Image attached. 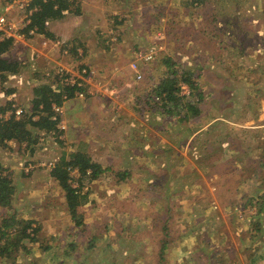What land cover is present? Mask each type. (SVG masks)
Segmentation results:
<instances>
[{
    "label": "crops",
    "instance_id": "1",
    "mask_svg": "<svg viewBox=\"0 0 264 264\" xmlns=\"http://www.w3.org/2000/svg\"><path fill=\"white\" fill-rule=\"evenodd\" d=\"M127 1L119 0V6H117L118 1L116 0H77L78 7H72L73 10L78 11L77 13L73 11L65 12L61 18L50 20L47 23V29L52 35L60 36L62 40L75 38L76 42L82 43L81 46L85 51H83L84 55H86L84 61L89 66L99 67L100 70H105L102 71L103 73L112 74L117 63L112 62L108 57L111 56L113 51L117 53L121 48L118 46L113 49L117 45L110 47L108 42L104 43L101 37L109 36V34H103L107 27V25L103 27L105 20L103 17L94 19L91 15L95 17L94 11L101 10L105 12L107 10L106 13H110L115 9L114 14L120 13L115 15L123 18V22H126V14H124L123 9ZM132 1L140 3L142 0ZM147 1H150L153 7L155 6L157 13V6L153 4L154 1ZM147 1L138 4L139 9L145 4L148 5ZM190 1L185 0L184 5H182L185 25L179 26L178 22H174V26L170 30L168 53L175 55L181 48L183 53L188 54L191 63L193 61L194 66H198L200 70V73H196L198 76L195 75L197 76L195 84L199 88L196 94L198 98H201L199 99L201 102L199 105H194L192 110L189 109L192 112L194 111L192 116L194 120L200 122L201 126L199 125L198 129H189L190 120L183 123L181 127L170 125L176 123L175 120L161 123L157 119L159 110L154 107L141 112L140 106L146 104L143 95L144 86L132 77L127 79L122 77L112 78L114 80L113 89L100 94L98 97L97 95H87L85 98L71 96L62 101V114L58 118L64 128L61 129L57 137L59 139L57 141L59 148L57 149L66 150L67 155L73 153L85 154L91 162L98 164L100 169H103L92 179L91 186L95 190L93 188L86 189L84 199L86 196L90 197L91 194L95 195L96 190L98 196L102 195L104 191L110 190L113 182L111 181L113 180L112 177L117 175L120 182L124 180L133 181L134 185L126 187L128 189L126 191L129 192L131 189L141 190V183H145L150 175L164 178L162 174L169 173V176L163 180L179 184L180 180H177L176 166L174 165L176 156H178L176 152L181 151L180 148H185L190 143L189 149L187 147L184 154L179 152L187 156V153L193 148L191 142L195 136L202 137L199 140H202V147L204 148L209 138V132L211 137L216 136V139L218 138L220 144L227 141L222 149L229 152V156L238 155L236 153L237 148L243 144L247 145V148L243 149L246 150V158L250 159L252 164L256 163L255 167L259 166L261 168L257 172L264 176V55L256 54L253 58L256 44L261 39V36L257 34L259 30H264V0ZM0 3L4 4L3 1ZM1 10H4L3 7ZM140 13L141 15L137 18V21L130 25V28L137 31L144 28L142 22L145 19L142 17L144 10L141 9ZM156 16L158 15L153 13L154 22L158 23V18L155 19ZM121 23L122 20L118 23V26ZM126 26L129 27L125 23L120 28L115 29L118 30L117 33L120 32L122 35L121 29L122 27L126 28ZM41 47L38 37H34L28 39L26 47L19 50L17 54L13 51L14 48H10L6 53V56L19 61L21 67L16 73L5 74V80L0 87V107L12 102L17 107L26 109L33 96L34 86L44 83L51 85L45 73L49 70L51 72L54 68L55 61L58 59L57 54L54 55L56 50L48 45L44 48L45 56H40L38 59L28 58V55L33 53L34 48L41 49ZM193 52L198 54V58H194ZM21 56L22 59L20 60ZM213 65L216 73L212 67ZM209 68L213 72L204 73ZM220 69L226 70L221 73V76L217 72ZM209 73H215L217 79L211 80ZM239 76L240 78L233 81L234 78ZM219 78L228 81L218 85ZM232 81L235 83H230ZM241 81L242 83H240ZM123 87H129L130 89ZM134 98L136 103L133 102ZM228 99L232 102L231 105L224 106L225 101ZM241 118L244 119L243 122H239ZM260 121L263 122L260 123L262 125L260 127L263 128H256L255 126L258 125L254 122ZM245 122L246 125L253 126L250 128L243 127L242 123ZM178 124L180 125V123ZM178 128H183V130H178ZM33 131L38 133V138L27 144L9 140L6 145L7 149L0 145V164H3L2 166L9 165L12 168H10L11 171L9 170L12 181L18 178V182L24 184L23 187L15 185L16 196L13 204L16 213L25 215L23 210L28 209L27 213L40 214L39 217H35V221L39 222L40 231H47L49 227H53V219L48 215L53 214L55 216L58 209L55 205L56 200L52 199L54 194L49 191V187H43L42 184L45 183L49 186L52 183L54 184V177L51 175L50 170L36 169L29 172L22 171V174H19L18 169L13 168L14 166L18 168L27 159H36L48 156L47 153H51L49 148H52L53 145L47 147L45 140L49 136L48 134H53L36 129ZM182 132H187L184 138L181 137ZM261 134H263V138L258 139L259 141L252 140L248 142L247 137L251 136L257 139ZM65 145L68 146L67 149ZM262 149L263 152L260 153ZM64 150H62L61 157H65ZM244 158L243 163L245 164ZM248 177L250 176L247 175L244 180L246 181ZM204 181H206L205 178ZM252 181L253 177L251 176L250 182ZM129 184L126 183V185ZM43 188L46 189L43 190ZM241 191L248 194V190L245 188H241ZM39 192L44 194L43 197L38 194ZM167 192V195H169V189H167ZM172 193L175 192L172 190ZM60 195H62L61 192ZM234 197L236 199V196ZM166 199L169 200L170 196H166ZM86 205H89L88 201H85L84 206ZM92 225L96 228V224L92 222L90 226ZM69 227L71 229L69 232L76 235L77 231L74 227ZM128 228L130 230H127ZM132 228L131 223L114 224L111 229L116 234L108 238L109 252L113 251L110 249H113L112 245L117 243V239L122 241L125 238L137 239L136 232H133ZM97 231H94L93 236L90 237L91 241L98 242L100 240ZM186 231H183V233ZM62 232H65L64 227H57L53 233H49V236L62 246L58 249L56 257L60 259L59 264H75L72 263L73 260H76L74 251L69 250V252H66L68 249L65 247L70 246L73 249L76 244H73L74 240L72 238L69 240L66 236L68 234ZM50 234L56 235L52 236ZM154 237L159 239L160 236L156 233L151 239H154ZM157 239L156 242H158ZM88 241L87 245L95 248V244L91 243V245ZM29 243L26 245V242H24V247H28ZM67 257H69V262H67Z\"/></svg>",
    "mask_w": 264,
    "mask_h": 264
},
{
    "label": "rangeland",
    "instance_id": "2",
    "mask_svg": "<svg viewBox=\"0 0 264 264\" xmlns=\"http://www.w3.org/2000/svg\"><path fill=\"white\" fill-rule=\"evenodd\" d=\"M1 1L4 2V0H0V2ZM21 1L22 4L15 3L8 9H6L5 2L4 4L0 3V12L2 11L20 31L23 28L22 24H24L27 19V6L25 3H28L29 0ZM116 1H118L117 6H119V0ZM146 1L147 0H142L141 2L144 3ZM141 2L136 3L132 0L126 2L125 8L123 9L124 14H126V22H123V18L115 15L120 13L114 14L115 9H111L112 11H110V13H106L107 10L105 12L98 10L93 12L95 17L91 15L94 19L103 17L105 20L103 22V27L106 25L107 27L103 31V34H109V36L101 37L104 43L108 42L110 47L117 45L114 46L113 49L118 46L121 48L117 53L113 51L111 56L108 57L112 62L117 63L112 74L103 73L105 70H100L101 68L98 66V68L89 66L84 61L86 55H84L85 51L83 47H81V57L76 55V48H74V45L77 42L75 38L62 40L60 36L56 37L55 34L45 36L36 32V34L33 35L26 34L24 41L18 42L17 44L12 42L11 48H14L13 51L17 54L19 50L26 47L28 39L30 40L34 37H38L42 45L41 49L34 48L32 51L33 53L28 55L29 59H38L40 56H45L46 52L44 53V48L51 45L52 48L56 50L54 55L56 56L57 54L58 59L56 60L57 62L55 61L52 71H47L45 75L51 82L49 86L54 89H56V87L53 84L55 83L53 70L60 65H64L68 69L72 68L71 65L77 64H81V66L89 69L92 68L94 72L90 75L93 79L90 81V84L85 85V92L88 93L87 95H97V97L113 89L114 80L112 78L122 77L127 79L128 77H132L136 82L140 81L145 88L144 96L146 104L143 106L141 105V108L146 109L154 106L155 109L159 110L157 119H159L161 123L175 120L176 123H171L170 125L181 127L183 123H187L188 120H190L191 125L189 129H198L201 126L200 122L196 119L194 120L192 116L193 112L191 111L194 105H199L201 102V100H199L201 98H198L196 94V91H199L197 85L191 88L184 81L178 82L179 89L177 94L180 99L176 100L178 102L176 104L179 105V107L173 108V113H171V111L166 113L165 108L159 107V105H156L157 102H152L150 100V96L147 98V94L154 88V84L162 80L165 74L166 68L162 66V56L164 55L170 57L175 63L174 68L183 66L188 69L192 74V79L197 78V72L200 73L198 66H194L193 61L191 63V60L188 59L190 57L188 54L183 53L181 48L175 55L168 53V38L170 37V30L173 28L174 22H178L179 26L185 25L182 6L185 0H154L153 4L157 6V13L155 6L153 7L150 1H147L148 5L145 4L139 9L138 4H141ZM2 7L4 10H1ZM141 9L144 10L142 15V17L145 18L142 20L144 28L138 29L137 31L134 28H130V25L134 24L137 18L140 17L142 13H140ZM153 13L154 15H158L155 17V19L158 18V23L154 22ZM119 20H122L120 26L125 23L129 26H126V28L122 27V35L120 32L117 33L118 30L115 29L120 28L118 24L114 23ZM27 35L30 37H27ZM257 35L261 36V39L260 42L256 44L253 58L256 54L264 55V30H259ZM56 41L59 42L57 46H55ZM63 46L67 50H64ZM150 47L155 49L157 57L145 63L139 62L142 76L140 79H135V75L130 68V63L134 59V54L136 51H144ZM15 48L17 49L15 50ZM193 55L194 58L198 56L196 52H193ZM21 59L22 56L20 57V60ZM212 67L214 69V65ZM73 69L75 68H72V70ZM210 69L211 68H209L208 71H204V73L213 72V70ZM223 71L226 70H217L220 76ZM214 72L216 73V69H214ZM215 73H209V78L211 80L217 79ZM238 78H240V76L234 78L233 81ZM225 81L228 80L219 78L218 85L223 84ZM233 81L230 83H235ZM240 83H242V81ZM236 84L238 85V83ZM182 85H184L185 88H182ZM117 87L121 88L119 86ZM123 88L130 89L129 87ZM146 89L148 90L146 91ZM184 89L186 93H183ZM89 91L94 92V94L89 93ZM151 94H153V92H151L150 95ZM86 96L78 98H85ZM158 97L159 101H161V99L163 100V98L166 97V93H162L158 95ZM133 102L136 103L135 98ZM231 103L232 102L228 99L225 101L224 106H230ZM28 105H31V101ZM11 106L22 110V108L14 104ZM8 114H10V110L6 112V116ZM53 116L55 117L58 115L54 114ZM243 121L244 119L241 118L239 122ZM262 121L254 122V124L258 125L255 127L263 128L260 127L262 126L260 124L263 123ZM178 123H180V125ZM62 126L63 127L59 126L58 121L57 127L60 132L61 129L64 128V125ZM210 126L211 124L208 127L210 128ZM242 126L250 128L253 125H246L245 122L244 124L242 123ZM178 130H183V128H178ZM52 134L53 135L48 134L49 136L45 140V145H47V147L53 145L52 148H49L51 153H47L48 156L27 159L23 161L18 168L14 166L13 168L18 169L19 174H22V171L29 172L36 169L52 170L56 163H59L61 160L66 162L70 158V154L67 155L68 152L66 150L62 149L64 150L65 157H61L63 151L57 149L59 148L57 142L59 139H57V137L60 133L57 135L53 132ZM186 135L187 132H182L181 137L184 138ZM208 137L203 148L202 140H199V138L202 137L195 136L191 142L193 148L187 153V156L182 154L185 153V149L190 143L187 147L180 148L181 151L176 152L178 156H176L174 165L176 166L177 180H180L179 184H173L172 181L165 182L163 180L165 177L169 176V173L162 174L164 178L150 175L145 183H141V190L139 189L136 191L131 189L129 192L126 191L128 190L126 187L134 185L133 181L124 180L120 182L119 176L117 175L112 177L113 180L111 181L113 182L110 186V190L104 191L100 196L97 195L96 190L95 195L91 194L90 197L86 196L84 199L86 189L93 188L91 186L92 180H88L87 177H84L80 182L81 186H78L80 175L77 168L67 167L70 179L69 183L74 188H79L78 196L80 205L78 206V212L82 214L81 224L76 225L72 221L66 205L65 193L57 179L54 178L55 183H52L50 186L43 183L42 186L49 187V191H52V194H54L52 199L56 200L55 205L58 209V215H48L53 219V227H49L47 231H40L38 226L39 222L35 221V217H39L40 214L27 213L28 209H26V211L23 210L25 215L17 212L18 217L23 221L31 220L32 228L38 229V231H36V233L34 232L35 235L32 240L24 238L23 242H26V245L30 242L29 246L18 248L14 252L12 260L9 261V258L0 256V264H59L60 259H58L56 255L59 251L58 249L62 246L57 244L55 239L49 236V233H53L57 227H64L65 232L62 233L68 234L66 236L69 240L72 238L74 240L73 244H76L73 249H71L70 246L65 247L68 249L66 252H69V250L74 251L76 260H73L72 263L75 264H159L157 253L159 243L156 242L157 237L156 239L155 237L151 239L156 233L161 239L168 233L173 236L170 241L166 240L163 247H160L161 254L163 255V260L160 261V264H264V211L261 210L262 205L259 203L260 200H264V176L257 172V170L261 168L259 166L255 167L256 163L252 164L251 160L246 158V150L243 149H246L247 145L243 144L237 148L236 153H238V155L229 156V152L222 149L227 141L220 144L216 136L211 137L210 132L208 133ZM262 138L263 134L257 137V139L249 136L247 140L250 142ZM25 143L27 144V142ZM65 147L66 149L68 148L66 145ZM5 149H7V147ZM243 158L246 161L245 164L243 163ZM42 163H44V165H42ZM51 163L54 164V166H52ZM2 167L4 172H7L12 178L10 173L11 167H9V165ZM172 168L173 166L171 169ZM247 175L250 177L245 181L244 179ZM251 176L253 177L252 182H250ZM204 178L206 181H204ZM130 182L132 183L129 184ZM126 183L129 185H126ZM12 184L18 187L24 186V184L18 182V178L12 181ZM166 188L169 189L170 194L172 190L175 193L167 195L168 192ZM241 188L248 190V194H244ZM45 189L46 188H43V190ZM93 190L95 189L93 188ZM60 192L62 195H60ZM38 194H40L41 197L44 195L40 192ZM166 196H170V199L167 200ZM234 196H236V199ZM85 201H88L89 205L84 206ZM92 222L96 224V228L93 225L90 226ZM118 223H131L133 227L132 231L136 232L135 236L137 239L125 238L123 241L117 239V243L112 245L113 249H110L113 251L109 252V245L107 246L109 241L108 238L116 234L111 228L114 224ZM69 226L74 227L77 231L76 235L69 232L71 230ZM127 230L130 229L128 228ZM185 230L187 231L183 233ZM94 231H97V236L100 238L98 242L93 240L92 242L90 240ZM150 232H152L151 236ZM56 234L50 235L55 236ZM104 234H106V236H104ZM139 234L141 235L139 236ZM81 239L84 240L82 244H80L82 241ZM87 241L90 244H95V248L88 246ZM120 241L122 242L120 243ZM103 245L105 246L104 248ZM161 254H159V256ZM67 262H69V257H67Z\"/></svg>",
    "mask_w": 264,
    "mask_h": 264
},
{
    "label": "trees",
    "instance_id": "3",
    "mask_svg": "<svg viewBox=\"0 0 264 264\" xmlns=\"http://www.w3.org/2000/svg\"><path fill=\"white\" fill-rule=\"evenodd\" d=\"M76 1L77 0H29L26 8L28 22L23 26L21 32L27 34L28 29L35 28L39 34L51 36V33L47 29V23L52 19L61 18L65 12L73 11L77 13L78 11L76 9H72V7H78ZM120 21L121 20L114 23L118 24ZM27 37L30 36L27 35ZM11 43L12 38L10 37L0 38V87L5 80L6 73H16L21 67L19 61L6 56V53L11 48ZM81 45L82 43L77 42L74 48L78 46L82 47ZM162 63V66L166 68L165 74L162 80L154 84V88L147 94V98L154 94L160 95L166 93V97H164L163 100L161 99L159 103L157 102L156 105L165 108L166 113L170 111L173 113V108L179 107V105L176 104L178 103L176 100L180 99L177 94L179 89L178 82L184 81L192 88L196 86V80L194 78L192 79L191 72L183 66L174 68L175 63L167 55L162 56ZM75 88L76 85L72 87L65 86L63 91L70 89L71 93L69 95L72 96V91H74ZM147 90L148 89H146V91ZM144 91L145 88L143 92ZM151 92H153V94L150 95ZM62 93L61 89L56 91L54 88L44 83L34 87L31 105L26 109L22 108V112L18 117L12 112V102H8L5 106L0 107V145L6 147L7 141L9 140L27 143L36 140L38 138V133L34 132V129L43 132H54L58 135L60 133L57 127L59 118L58 116L53 118L54 112L52 106L53 104H61ZM153 107L154 106L146 109L141 108L140 111L144 112ZM192 108H194V106ZM8 110L11 112L6 116ZM261 152H263V149L260 153ZM67 167L77 168L80 175L78 186H81L80 182L84 177H87L88 180H92L102 168L100 169L98 164L91 162L85 154L73 153L66 162L61 160L50 170L51 175L57 179L65 193L66 205L72 221L76 225H80L82 214L78 212V206L80 205L78 196L79 188H74L69 183L70 179ZM15 196L16 189L12 184V178L7 172H4L0 164V256L9 258V261L13 259V254L18 248L24 247V238L32 240L36 231H38V229L32 228L31 220L23 221L18 217L13 204ZM259 203L262 205L261 210L264 211V200H260ZM171 238H173V236L168 233L164 235L162 239L159 238L158 240L159 247L157 253L159 264L160 261L163 260L160 247H163L166 240L170 241ZM159 254L161 255L159 256Z\"/></svg>",
    "mask_w": 264,
    "mask_h": 264
},
{
    "label": "built area",
    "instance_id": "4",
    "mask_svg": "<svg viewBox=\"0 0 264 264\" xmlns=\"http://www.w3.org/2000/svg\"><path fill=\"white\" fill-rule=\"evenodd\" d=\"M4 2L6 3V9L10 8L13 4L18 3V4H22L21 0H4ZM27 6V3H25ZM28 22V18L26 19V22ZM24 23V24H25ZM24 24H22V27L25 26ZM36 29L35 28H31L28 29L27 34L28 35H33L36 34ZM0 38L2 37H10L12 38V42L15 44H17L18 42L24 41L26 34L24 32H21L20 30L17 29V27L14 25V23L12 21L9 20V18L3 13L0 12ZM59 42L56 41V45ZM61 44V43H60ZM63 44V43H62ZM76 48V55H79L81 57L82 55V49L80 46L75 47ZM64 50H67L66 48H64ZM156 56V51L154 48H149L147 50H139L136 51L134 54V59L131 61L130 63V68L132 69L134 75H135V79H140L141 78V71L139 68V62H148L149 60H152L153 58L155 59ZM72 68H75L72 70L66 68L64 65H60L57 66L55 68V70H53V74H54V86L56 87V91L58 90H62V101H64L65 99H67L68 97H70L71 95H69L71 93V90L68 89L66 91H63V88L65 86H74L76 85V88L72 94V96H76V97H84L86 96L88 93L85 92V85L90 84V81L93 79L91 78L90 74H93L94 70L92 68H86L81 66V64H77V65H71ZM91 71H88V70ZM93 70V71H92ZM87 81V82H86ZM188 86V85H187ZM186 86V87H187ZM182 88H185L184 85H182ZM189 88V87H188ZM89 93H93L92 91H89ZM183 93H186V90L184 89ZM150 99L152 102H158L159 101V97L158 95H153L150 96ZM53 108V112L55 115H60L62 114V106L61 104H53L52 106ZM11 112V111H10ZM12 112L15 114V116H19L22 112L21 109L13 107ZM59 126H62L61 121L59 120ZM42 165H44V163H42ZM52 166H54V164L51 163Z\"/></svg>",
    "mask_w": 264,
    "mask_h": 264
}]
</instances>
